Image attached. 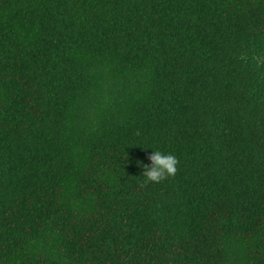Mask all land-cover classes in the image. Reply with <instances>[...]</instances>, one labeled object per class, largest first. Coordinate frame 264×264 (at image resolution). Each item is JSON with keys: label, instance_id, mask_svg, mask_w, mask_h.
<instances>
[{"label": "trees", "instance_id": "trees-1", "mask_svg": "<svg viewBox=\"0 0 264 264\" xmlns=\"http://www.w3.org/2000/svg\"><path fill=\"white\" fill-rule=\"evenodd\" d=\"M0 264H264V0H0Z\"/></svg>", "mask_w": 264, "mask_h": 264}, {"label": "clouds", "instance_id": "clouds-1", "mask_svg": "<svg viewBox=\"0 0 264 264\" xmlns=\"http://www.w3.org/2000/svg\"><path fill=\"white\" fill-rule=\"evenodd\" d=\"M148 159L151 161L150 165H141L145 183H160L177 172L179 161L174 154L154 150Z\"/></svg>", "mask_w": 264, "mask_h": 264}]
</instances>
